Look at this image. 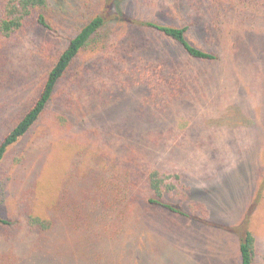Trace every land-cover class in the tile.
Returning a JSON list of instances; mask_svg holds the SVG:
<instances>
[{"label":"rangeland","instance_id":"rangeland-1","mask_svg":"<svg viewBox=\"0 0 264 264\" xmlns=\"http://www.w3.org/2000/svg\"><path fill=\"white\" fill-rule=\"evenodd\" d=\"M0 36V140L26 111L66 42L104 24L46 113L0 164V264H240L245 231L264 264V0H46ZM188 26L216 59H190L142 22ZM179 176L147 203L149 171ZM119 185L115 210L100 186ZM125 195V197L123 196ZM53 220L31 231L30 214Z\"/></svg>","mask_w":264,"mask_h":264},{"label":"trees","instance_id":"trees-1","mask_svg":"<svg viewBox=\"0 0 264 264\" xmlns=\"http://www.w3.org/2000/svg\"><path fill=\"white\" fill-rule=\"evenodd\" d=\"M46 0H0V36L4 39H12L17 33L21 32L26 23L34 19L36 24L48 29V24L43 15L46 8ZM104 21L100 15L90 18L65 44L60 50L52 66L47 71L40 89L33 102L20 116L5 136L0 140V164L3 161L7 151L17 144L46 113L50 102L53 100L55 91L65 74L69 71L78 55L92 37L98 33L103 26ZM143 27L154 30L174 43L188 58L209 62L216 57L191 43L188 34V26L160 25L155 22L145 21L140 24ZM118 172L101 182L100 186L108 190L105 194L107 199L103 204H109V211L117 208L119 185L122 184L118 177ZM174 180L179 183V176L161 174L156 170L149 171L145 177L146 192H149L146 203L152 208H161L175 215L186 216L187 214L179 208L164 201L166 195L172 194L175 190L174 182L167 183L168 180ZM125 197V195H123ZM2 197V186L0 184V199ZM0 223L8 225V222L0 218ZM27 224L31 231L38 230L47 232L53 229V220L43 215L30 214ZM255 257V238L250 231H245L240 238L239 243V261L240 264H254Z\"/></svg>","mask_w":264,"mask_h":264}]
</instances>
